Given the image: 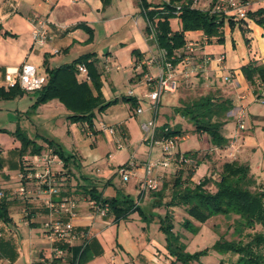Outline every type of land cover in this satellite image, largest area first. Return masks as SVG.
<instances>
[{"label": "crops", "instance_id": "0c3cea01", "mask_svg": "<svg viewBox=\"0 0 264 264\" xmlns=\"http://www.w3.org/2000/svg\"><path fill=\"white\" fill-rule=\"evenodd\" d=\"M146 1L151 5L150 7L166 2L165 0ZM202 3L204 4L205 1L203 0ZM263 6L264 2L250 0V10ZM33 13L49 20L53 38L47 49L39 48L32 42V25L29 17ZM169 23L173 31L180 29V20L177 17L170 18ZM0 25L2 26L0 31V86L5 87V69L8 67H20L24 63H29L36 66L41 74L46 75L44 62L49 68H53L68 64L79 56L88 55L87 60L93 64L99 74L104 100H117L104 110L95 112L93 128H88L87 124L81 122L69 125L70 121L68 124L69 132L74 124L79 126V131L75 128L74 134H69L68 142L64 144L66 149L71 150L73 159L76 160L78 157L82 161H96L100 157L99 149H103V153L106 152V164L100 166L99 169L101 178L95 180L101 181L99 184H94L89 180L82 184L78 182L68 158L62 160L58 154H55L56 159L51 165L60 191L58 195L53 196V199L69 196L78 200L76 215L72 218L73 228L76 232L89 236L84 252L85 260L82 264H171L165 241L160 243L154 236L151 237L147 224H144L145 221L152 220L155 216L141 209L139 201L135 202L141 209L139 215L131 213L127 218L115 222L111 214L100 216L95 213L90 200L78 192L80 186H90L95 187L103 198L122 197L123 192L129 193V189H138L139 180L144 175L143 164L152 157V147L147 146L143 141L144 133L141 123L152 117L156 119L157 112L152 111L145 98V90L147 91L148 87L144 82V75L146 73L155 75L153 69L157 73L156 65L150 64L149 58L156 55L159 48L155 40L149 39L150 31L149 33L145 31L148 23L140 6V0H0ZM227 29L230 30L228 43H218L215 37H212L210 41L201 30L184 33L186 44L190 40L195 44L196 58L208 55L212 57V60L207 64L204 72L190 71L187 76L184 75L182 62L177 64L178 88L176 91L184 93L185 99H180L179 104L175 106L186 101L192 93L197 96L213 93L222 98H229L233 108L229 112L230 118L221 131L228 139V145L223 148L215 147L209 142V138L205 137L206 148L215 151L216 154L221 152L222 155L228 156V161L240 162V159H243L242 161L247 163L248 158L245 152L255 153L258 149L253 134L256 123L264 119V114L261 109H258L257 113L251 112L250 109L257 102L258 96L240 68L250 60L264 65V24H256L254 20L247 18L243 22H235L230 28L227 22H224L221 27L223 40ZM5 31L12 35H4ZM253 37L260 38L263 48L252 46ZM50 48H56L59 52L51 55L48 52ZM177 51L183 57L186 54V47ZM229 52L238 59L236 65H233L231 58L227 56ZM222 54L228 59H224L223 63L219 64L216 59ZM186 71H188L187 68ZM228 73L233 74L232 83L225 82L223 79ZM76 78L78 81H84L77 72ZM257 93L264 95V83H258ZM23 95L18 97L21 98ZM124 96L135 99L137 107L139 106L142 112L135 114L136 107L131 108L129 102L122 100ZM142 99L144 103H141ZM51 102L54 109L64 112L67 116L69 112L58 100L50 101L48 105H51ZM173 107L171 112L174 117L176 115L173 113ZM98 121L113 126L115 134L109 135L99 130L96 125ZM241 123L243 128L240 127ZM245 124L248 125L247 130L244 127ZM156 125V133L162 126H170L166 122L159 126L156 123ZM201 135L206 136L205 133ZM187 136L188 131L180 139L187 138ZM118 139L122 147L117 146ZM57 143L65 156L62 149L63 142L57 141ZM47 149L49 148L43 151ZM178 151L180 152L179 149ZM198 156L199 152L197 158ZM130 160L134 161L135 168L129 170L128 180L123 181L117 173L123 187L116 186L112 177L108 179L107 175L102 176L108 174L107 166L112 168L116 166L114 169H118ZM200 160V165L205 164L204 168L207 167L203 159ZM21 161L22 157L20 159L18 154L10 161L9 168L13 167L17 172L14 181H10L5 174L0 178V188L6 193L5 197L9 202V221L0 220V256L12 257L14 253L12 231H19L29 242L30 264H41V258L50 251V244L41 235L43 222L49 217V211L44 202L46 195L37 192L38 186L34 181H24L29 191L25 197L14 194L19 185L18 173ZM205 161L208 160L205 159ZM247 164L253 174L256 166L249 162ZM172 170L173 166L159 167L154 171L153 176L158 178L159 189H162L168 182L170 183V176H172L170 174L175 173ZM192 180H194L193 177ZM141 190V195L147 191ZM157 191L148 190L147 192L152 194ZM7 225H9V233L3 234ZM32 227L38 229L32 230ZM38 230L41 232L38 233ZM80 244V239H77L74 247Z\"/></svg>", "mask_w": 264, "mask_h": 264}, {"label": "trees", "instance_id": "16d2710c", "mask_svg": "<svg viewBox=\"0 0 264 264\" xmlns=\"http://www.w3.org/2000/svg\"><path fill=\"white\" fill-rule=\"evenodd\" d=\"M192 2L193 0H169L150 7L151 5L146 0H140V6L146 19L149 22L156 19L154 24L156 46L159 49H164L168 58L185 46L184 33L186 31L201 30L208 40L211 41V38L215 37V41L220 43L223 41L221 27L224 22H227L232 28L235 22L246 20L224 19L209 13L208 10L192 6ZM178 4H181V7L175 14V7ZM247 14L248 18L257 24H264V6L256 10H249ZM172 17H177L180 20V29L174 31L171 29L169 19ZM1 30L2 26L0 25ZM145 31L149 33V25ZM3 34L12 35L7 31ZM87 58L88 55H82L68 64L53 68H49L44 62L47 80L39 90L35 91L37 97L34 104L56 99L69 112L66 116L69 121L85 123L88 128H93L95 112L104 110L117 100H104L99 74ZM179 60V57H175L173 63L176 64ZM79 64H83L87 68L89 81L77 80L76 67ZM240 70L257 96H261L257 93V86L259 82L264 83V66L255 60H250L242 65ZM24 93L25 91L19 86H0V100L13 99ZM122 100L129 102L131 108L137 107L135 99L124 96ZM232 108L233 104L229 98L207 93L173 107V113L181 115L190 122L195 132L205 133L212 145L223 148L228 145V139L221 131L223 125L230 118L229 112ZM164 127H167L168 131L163 132ZM185 132L187 131L182 130L179 125L172 127L166 125L159 129L156 136L178 135L181 137ZM15 133L21 141L20 148L17 150L20 159L28 153L39 154L45 148H50L52 153L58 154L62 160L67 158L63 155L60 145L52 139L45 138L47 147H44L36 144L35 140L30 139L19 129ZM177 155H182L186 161L180 162V167L173 174V179L170 182V200L167 201V206L181 205L190 217L200 222H204L215 214H237L239 221L236 222L235 233L238 239L217 241L214 247L220 252L236 253L238 258L235 264H264V185L252 189L256 181L251 174L249 165L237 160L225 161L221 165L218 179L215 180L212 174H209L204 175L198 182H193L192 176L195 173L193 167L197 168L201 164V160L197 158V152L189 150L180 153L178 151ZM211 184L214 185L213 191L208 189ZM165 187L166 185L157 192L161 194ZM78 189H80L78 191L80 195L87 199L102 205L107 204L108 214L113 216L115 222L127 218L132 211L141 212V209L129 196L103 198L95 187L80 186ZM8 206L7 198H1L0 220L4 222L9 221ZM159 222L160 228L165 233L166 248L170 253L174 252L173 245L177 248L178 244H173V240H177V238L172 232L171 215L166 212ZM184 225L190 226V221L185 219ZM257 226L260 227V231L244 233L245 230H254ZM86 247L87 243L70 248L77 264H82L85 260Z\"/></svg>", "mask_w": 264, "mask_h": 264}, {"label": "rangeland", "instance_id": "374dc122", "mask_svg": "<svg viewBox=\"0 0 264 264\" xmlns=\"http://www.w3.org/2000/svg\"><path fill=\"white\" fill-rule=\"evenodd\" d=\"M165 1L168 2L169 0ZM229 34L230 30L228 31L227 29V32L225 33V39L220 43H228ZM252 42L253 47L255 46L258 48L259 46L260 48H263V42L260 40V38L253 37ZM227 56L231 58V63L233 65L238 63V59L235 55L232 56V53L229 52ZM224 59H228V57H225L224 55ZM153 71L154 74H156V70L153 69ZM195 77H197V75H195ZM145 94H147L146 90ZM36 97V92L33 91L25 92L21 98L18 97L14 99L0 100V178H2V175L5 174L10 179V181L15 180L17 174L16 169L13 167L9 168V164L11 160L17 157V150L21 145V141L15 133V131L19 129L30 139L35 140L36 144L42 145L44 147H47L45 138L52 139L54 142H63V152L65 157H67L70 161V165L78 182L82 184L89 180L94 184H99L101 181L99 182L95 180H99L101 178L99 169L100 166L106 164V152L103 153V149H99L98 154L100 157L96 161H82V159L78 157L76 160L73 159L71 150L66 149L64 144H67L66 142H68V136L74 132L75 128H77V131H79V126H75L74 124V127H71V131L69 132L68 124L70 121L66 119L65 113L54 109L52 102L51 105H48V102L55 99H51L40 104H34ZM184 97L185 94L180 91L163 92L159 98V105L156 111L157 118L155 119V122L158 124V126L163 122H166L170 126L181 125L182 129L188 131L187 138H179L178 141L175 142V151L177 152L179 149L181 153L186 152V150H194L197 153L199 152L198 159H203V161L207 164V167L205 168V164L200 165L198 169L193 167L194 170L197 169V172L195 171L194 175L192 176L194 179L193 182H198L202 176L209 174H212V177H214L216 180L218 179V173L221 169V165L223 162L228 161V156L222 155L221 152L216 154L215 151L207 149L205 141V137H208L207 135H201V137L200 134L203 133L195 132L193 125L186 119H183L181 115L175 114L176 116L173 117L171 108L175 105H178L180 99L184 100ZM195 97L198 96L196 94L193 95V93L189 94L186 101ZM263 98V94L257 98V102H255L250 109L252 113H257L258 109H261L262 113L264 114V103L262 102ZM144 102L145 101L142 99L141 103ZM73 123L77 124V122H70L69 125ZM247 126V124L244 126L246 130ZM253 137L258 144V149H256L255 153L252 151L245 152V154H247L245 156L248 158V162L251 165L256 166V168L253 170L254 173H251L256 181V184L252 186V189L255 187L259 188L261 185H264V119H261L258 121V123H256ZM41 153H43V150ZM28 155L30 157L33 156V154L29 153ZM161 157V148L156 144L153 145L151 160L153 161ZM229 157L233 158L232 155H229ZM205 159L208 161H205ZM242 160L243 159H240V162H243ZM178 167H180V164L177 166L174 165L173 170L176 171ZM114 168H116V166ZM114 168L107 166V173L109 175L105 174L102 176L105 177L107 175L108 179L112 177L113 183L116 186L123 187V183L117 176L118 169ZM2 172L4 173L2 174ZM170 175H172L170 176L171 182L173 179V173ZM85 176H87L88 179ZM170 185L171 183L168 182L161 194L155 192L152 193V195L147 192L148 190H144L146 193L141 195L142 190L140 186L138 189H129L130 191L128 194L126 192H123V194L132 198L134 202L139 201L141 209L147 213L150 212L155 216L154 219L145 221L144 224H147V230L150 236H154L160 243L165 241V246V233L159 226V218L164 217L166 212L172 215V232L174 237L177 238V240H173V244L177 243L178 247L175 248L173 245V249H175V251L171 253L166 248L168 254L170 255L169 258H171V264H235L238 258L236 253L220 252L214 247V245L217 241H231L238 239V236L235 233V227L236 222L239 221V216L235 213L215 214L207 218L204 222L197 221L188 215L183 206H167V201L170 200ZM160 188H162L161 185ZM158 189L159 186L152 191H157ZM208 189L213 191L214 185H209ZM131 213L139 215V211L137 210L130 212V214ZM158 214H160V217H158ZM185 219L190 221V226L184 225ZM8 227L9 225H7V227L4 229L3 234L9 233ZM31 229L36 230L38 228L32 227ZM260 230V227L257 226L254 230H245L244 233ZM37 232L40 233L41 231L38 230ZM33 234L36 235L35 232H33ZM12 235L14 242V253L12 257H8L7 255L0 256V263L3 264L8 262V264H30V245L27 238H24L23 235L19 233V231H12ZM181 245H183V247H181Z\"/></svg>", "mask_w": 264, "mask_h": 264}, {"label": "built area", "instance_id": "2783aa9c", "mask_svg": "<svg viewBox=\"0 0 264 264\" xmlns=\"http://www.w3.org/2000/svg\"><path fill=\"white\" fill-rule=\"evenodd\" d=\"M193 0L192 6L208 10L209 13L214 14L224 19L232 18L234 20H242L248 18V11L250 10V0ZM264 2V0H259ZM181 4L176 5L175 14L180 10ZM29 21L32 25L31 37L32 42L39 48L47 49L50 41L53 38L49 28V20L37 13H33L29 17ZM153 22L147 20L150 26L149 39L155 40V29ZM186 54L181 57L178 51L171 57H167L164 49H159L156 55L149 58L150 64H155L157 67V73L155 75L146 73L144 75V82L148 87L145 98L150 104L152 111L156 113L159 105V98L163 92H175L178 88V67L177 64L182 62L184 69V75L187 76L190 71L204 72L207 64L212 60V57L203 55L200 58H196L195 44L190 40L185 44ZM51 55H55L59 52L56 48L48 49ZM175 57H179V62L174 64ZM216 61L222 64L224 61V55H220ZM186 68L188 71H186ZM76 72L81 76L84 81H89L88 70L83 64H79L76 67ZM225 82H233V74L228 73L223 77ZM47 77L41 74L37 67L24 63L20 67H8L5 69L4 84L5 87L19 86L25 92H33L39 90L45 83ZM264 103V98L262 100ZM142 112V109L138 106L134 109L135 114ZM97 128L101 131L108 133L109 135L115 134V128L107 125L103 121L97 122ZM240 127L243 128L242 123ZM144 136L143 141L147 146L152 147L158 145L162 151V157L156 160H148L143 164L144 175L139 180V186L143 190H155L158 187V178L153 176L154 171L157 168H169L177 165L182 161H186L182 155H177L175 151V142L178 141L180 136L175 135L166 137L162 135L156 136L157 125L155 117L141 123ZM168 131L167 127H164L163 132ZM117 146L122 147L120 139L117 140ZM56 155L52 153L51 149L43 151V153L34 154L32 157L29 155H23L21 166L18 173L19 185L14 193L17 196L25 197L29 191H27L24 181H34L38 186V193L46 195L44 202L49 211V217L43 222L42 237L50 244V251L47 255L41 258V264H77V260L73 258L70 248L74 247L75 241L80 239L81 245L88 242L89 236L87 234L76 232L73 228L72 218L75 217L78 200L74 197H60L59 199H53L54 195L59 194L57 187L56 174L52 170L51 165L54 163ZM44 165V166H43ZM135 168L134 161H128L124 165L118 168L123 181L128 180L130 171ZM6 193L0 188V199L4 198ZM90 205L94 209L95 213L100 216H105L109 212L107 204L102 205L93 200H90ZM1 237V234H0ZM2 264V263H0ZM8 264V262L3 263Z\"/></svg>", "mask_w": 264, "mask_h": 264}]
</instances>
